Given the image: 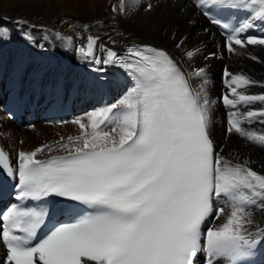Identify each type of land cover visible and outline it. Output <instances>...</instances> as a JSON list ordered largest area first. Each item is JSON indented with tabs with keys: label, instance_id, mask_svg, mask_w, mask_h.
I'll return each mask as SVG.
<instances>
[{
	"label": "snow or ice",
	"instance_id": "6c2138e0",
	"mask_svg": "<svg viewBox=\"0 0 264 264\" xmlns=\"http://www.w3.org/2000/svg\"><path fill=\"white\" fill-rule=\"evenodd\" d=\"M192 6L225 30L229 53L237 51L235 46L264 45V37L245 35L256 21L264 22V0H192ZM140 7L141 0H120L119 14ZM152 9L151 3L143 6ZM224 12L244 18L233 27L220 18ZM21 36L33 42L30 34ZM10 39L0 29V42ZM64 39L70 45L72 37ZM98 39L88 36L79 55L123 69L132 86L114 103L86 113V119L72 120L80 130L75 138L19 151L15 167L0 149V172L16 181V199L52 198V204L61 205L53 211L66 217L38 239L48 207L18 204L0 214V244L6 249L0 264H197L198 258L203 264H254L264 244V174L216 151L206 69L186 72L167 51L150 45L129 46L124 56L101 45L106 51L101 59ZM195 54L185 52L189 59ZM224 76L228 93L222 101L235 109L227 131L264 146V133L242 127L264 124V108L239 111L264 103V94L240 91L257 83L245 74L226 68ZM56 150L65 154L38 158ZM206 223L213 226L205 228Z\"/></svg>",
	"mask_w": 264,
	"mask_h": 264
},
{
	"label": "bare ground",
	"instance_id": "6f19581e",
	"mask_svg": "<svg viewBox=\"0 0 264 264\" xmlns=\"http://www.w3.org/2000/svg\"><path fill=\"white\" fill-rule=\"evenodd\" d=\"M148 3L153 5L150 12L143 10ZM178 4L184 7L180 9ZM112 5L117 6L116 12L112 11ZM119 5L120 0H0V29L7 30L11 36L10 40L0 42V66L6 68L4 82L15 76L22 78L23 87L28 91H35L40 83L47 90L55 89L60 84L68 92L77 90L79 97L85 99L89 106V110L77 118L86 119V113L105 106L103 99L106 91L110 92L111 104L132 86L118 67L96 65L79 55L77 49L86 45L88 36L99 38L96 56L101 59L106 56L104 49L119 52L134 38L162 44L180 61L186 72L194 68L206 69L209 81L207 94L213 102L210 133L217 152L234 162L247 161L253 170L264 174V146L227 131L229 113L235 109L228 107L225 110L220 99L222 93H228L226 85L221 82L223 67L230 73L245 74L257 82L240 91L264 94V45H249L244 49L235 46L237 51L229 53L223 38L204 21L192 6V0H141V7L127 16L119 14ZM85 25L88 26L86 29ZM253 28L257 34L264 35V22L256 21ZM22 32L30 34L33 42L26 43ZM68 36L72 37L70 45H66L64 39ZM181 40L184 41L183 45L176 47ZM101 45L104 49L100 48ZM196 49L199 51L196 52ZM186 51L196 54L189 59ZM64 59H67L66 63ZM97 67H103L104 72L93 71ZM41 74H44L42 80ZM97 84H102V87H97ZM87 89L90 91L89 98L84 97ZM249 108L259 110L264 108V103L241 106L239 111L244 112ZM15 127L18 128L0 111V142L10 152H27L37 148L28 128L18 130L20 128ZM242 127L264 133V124L258 121L244 123ZM33 128H38L42 145L51 143V146L61 138H75L80 133L79 127L71 122L61 125L39 122ZM47 134L53 135V138L49 140ZM223 144L230 151L226 152ZM47 154V151L42 153L43 156ZM256 219L258 222L262 220L259 212ZM221 222L214 221L215 224ZM257 253L264 258V246Z\"/></svg>",
	"mask_w": 264,
	"mask_h": 264
},
{
	"label": "rangeland",
	"instance_id": "374dc122",
	"mask_svg": "<svg viewBox=\"0 0 264 264\" xmlns=\"http://www.w3.org/2000/svg\"><path fill=\"white\" fill-rule=\"evenodd\" d=\"M137 39H133V40H130V41H136ZM139 41V40H138ZM64 61H65V63H66V61H67V59H64ZM55 62H56V60H55ZM221 68V67H220ZM81 69H82V67H81ZM40 77H41V75H40ZM41 80H42V78H41ZM10 123H12V122H10ZM42 123V122H41ZM43 124V123H42ZM13 125V124H12ZM68 125H71V126H73L72 124H68ZM16 128V127H15ZM74 128V127H73ZM16 129H18V128H16ZM24 129H26V128H24ZM18 130H21V129H18ZM28 130V132H29V134H30V136L32 137V139H33V141L35 142V144H36V146L38 147H40V146H42V141H41V139H40V137L38 136V134H39V130H38V128H28L27 129ZM47 136L49 137V140L51 139V138H53V135H50V134H47ZM44 145V144H43ZM46 145V144H45ZM222 147L225 149V151L226 152H228V151H230V148L229 147H227L226 145H222ZM17 151H21V150H17ZM57 151V150H56ZM223 219V218H222Z\"/></svg>",
	"mask_w": 264,
	"mask_h": 264
}]
</instances>
